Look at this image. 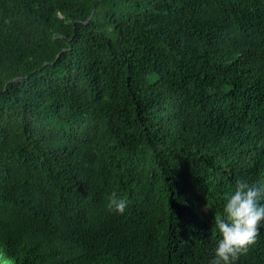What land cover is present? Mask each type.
<instances>
[{"label": "trees", "instance_id": "16d2710c", "mask_svg": "<svg viewBox=\"0 0 264 264\" xmlns=\"http://www.w3.org/2000/svg\"><path fill=\"white\" fill-rule=\"evenodd\" d=\"M237 179L264 184V0H0V264H210Z\"/></svg>", "mask_w": 264, "mask_h": 264}, {"label": "clouds", "instance_id": "9594fccd", "mask_svg": "<svg viewBox=\"0 0 264 264\" xmlns=\"http://www.w3.org/2000/svg\"><path fill=\"white\" fill-rule=\"evenodd\" d=\"M264 184H249L237 179L233 192L226 197L223 215L215 216L214 224L220 239L210 264H231L240 255L246 254L259 236L264 221ZM128 202L117 198L116 193L108 197L107 207L123 214Z\"/></svg>", "mask_w": 264, "mask_h": 264}]
</instances>
